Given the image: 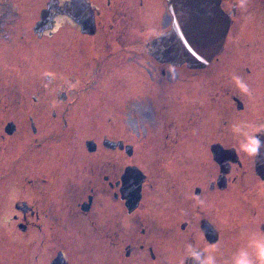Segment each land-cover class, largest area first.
Wrapping results in <instances>:
<instances>
[{
  "label": "flooded vegetation",
  "instance_id": "obj_1",
  "mask_svg": "<svg viewBox=\"0 0 264 264\" xmlns=\"http://www.w3.org/2000/svg\"><path fill=\"white\" fill-rule=\"evenodd\" d=\"M220 1L229 16L225 43L208 66L189 69L149 53L152 41L173 25L167 0H0V84L11 64L17 78L25 68H48V90L62 104L69 100L61 115L52 112L63 128L76 105L73 90L96 85L106 68L125 62L138 80L149 67L164 87L162 109L149 99L162 131L156 168L140 167L135 156L149 135L144 129L137 138L85 140L86 152L99 157L88 158L87 180L75 179L81 198L75 199L79 185L73 181L58 188V173L33 179L25 174L14 190L8 185L0 207V264H168L170 252L183 254L189 243L219 246L224 264L242 232H264V0ZM57 64L60 70L69 66L54 88ZM72 68L82 70L75 76ZM187 81L194 82V95ZM23 93L11 96L0 86V105L26 99ZM144 98L135 94L132 104L117 99V105L140 110L148 105ZM248 125L260 129L255 154L241 148ZM1 128L0 154L18 130L25 137L29 130L39 134L35 115L28 124L4 118ZM106 150L117 154L106 159ZM129 168L136 169L130 176ZM18 191L21 200L14 197ZM185 264L194 262L186 258Z\"/></svg>",
  "mask_w": 264,
  "mask_h": 264
},
{
  "label": "rangeland",
  "instance_id": "obj_2",
  "mask_svg": "<svg viewBox=\"0 0 264 264\" xmlns=\"http://www.w3.org/2000/svg\"><path fill=\"white\" fill-rule=\"evenodd\" d=\"M60 66L61 64H57L52 67L53 71L57 72L56 83L49 81L54 88H58L63 83L62 79L67 77L68 69L66 68L69 65H65L66 67L61 68L62 70H60ZM38 68L32 66L30 69H22L20 77L17 78L14 75V66L11 64L8 67V77L0 84L5 90L12 92L11 96H16L20 92H25L23 95L26 96V99H20L21 101L19 99H9V101H4L0 105V134H3L1 121L4 118L6 120L18 118L28 124L30 115H35L36 126L39 129L37 136H33L29 130V133H26L28 137H25L23 129L18 130L13 137L9 138L10 143L7 152L0 154V176L5 173L4 177H0V207H3L6 193L12 188L14 190L17 186L15 181L18 180L23 184L21 178L25 174L27 178L33 179L34 176L36 178L40 175L51 177V174L58 173V176L55 177L58 188L60 185H66L68 182L71 181L72 183L73 181L75 186L76 183L79 185L78 195L75 199L81 198L83 196L80 191L81 184L75 179L79 177L87 180L89 177L88 169L91 165L88 158L97 159L99 157L98 154L91 155L86 152L84 142L92 137L96 140L100 136H107L112 140L125 135L137 138L144 129L145 131L148 129L149 135L144 136L145 142L139 147L138 153L135 151V156L140 167L144 169H147V167L156 168L154 157L162 155L161 150L156 148V146L160 147L158 141L161 139L162 131L161 125L158 126L157 121L154 122L157 116L155 117L151 113L149 99L153 101L157 108L162 109L164 87L159 82L155 70L149 67H147V70H141L137 80L135 70L125 62L111 69L106 68V75L95 83L96 85H88L80 93L77 92V89L73 90L74 94L71 99L74 101L73 104L76 105L72 114L66 117L69 120L68 127L63 128L61 118L53 119L52 112L55 110L57 114L61 115V110L67 108L69 100L66 104H62L57 101L55 96L53 97L48 90V84H45L48 81L45 75L49 69ZM71 70L74 71L76 76L77 71L82 69L72 68ZM150 73L155 78L154 81H150ZM88 75L91 78L94 77V74L88 73ZM89 78L87 75L83 76V80ZM145 81L146 84H144ZM187 82L192 83L188 86L194 95L196 93L194 82ZM117 84L122 90L117 89ZM40 86L44 89L47 87L46 91L43 89L38 93L36 88ZM71 87H76V84L73 83ZM135 94L144 95V103L148 105H143L140 110L136 111L133 105L129 106L132 104L129 99ZM117 99H122L121 101L125 104L129 102V105L120 104L118 106ZM4 109L8 110L2 112ZM35 139L39 142L37 147L34 144ZM102 154L100 155L102 156ZM116 154L114 151H104L106 159H113ZM76 159L78 160L76 161ZM11 183L12 188H8ZM14 197H19V200L22 199L19 191Z\"/></svg>",
  "mask_w": 264,
  "mask_h": 264
},
{
  "label": "water",
  "instance_id": "obj_3",
  "mask_svg": "<svg viewBox=\"0 0 264 264\" xmlns=\"http://www.w3.org/2000/svg\"><path fill=\"white\" fill-rule=\"evenodd\" d=\"M167 5L173 25L152 41L150 55L161 63L189 69L208 66L221 51L229 32V16L221 1L167 0ZM134 170L129 168L128 175Z\"/></svg>",
  "mask_w": 264,
  "mask_h": 264
},
{
  "label": "clouds",
  "instance_id": "obj_4",
  "mask_svg": "<svg viewBox=\"0 0 264 264\" xmlns=\"http://www.w3.org/2000/svg\"><path fill=\"white\" fill-rule=\"evenodd\" d=\"M234 79L241 91L249 92L248 86L239 77H234ZM259 130L257 127L248 125L242 131L241 148L250 154L258 152L261 146V140L255 134ZM219 253V246L201 249L197 245L189 243L186 245L183 254L178 255L175 252H170V255L165 259L168 264H185L186 258H190L194 264H220ZM224 264H264V232L256 230L242 232L241 243L230 252Z\"/></svg>",
  "mask_w": 264,
  "mask_h": 264
}]
</instances>
